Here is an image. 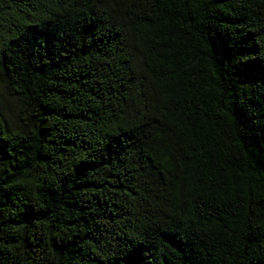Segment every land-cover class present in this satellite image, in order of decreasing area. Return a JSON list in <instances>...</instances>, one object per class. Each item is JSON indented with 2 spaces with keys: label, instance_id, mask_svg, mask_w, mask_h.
Here are the masks:
<instances>
[{
  "label": "trees",
  "instance_id": "1",
  "mask_svg": "<svg viewBox=\"0 0 264 264\" xmlns=\"http://www.w3.org/2000/svg\"><path fill=\"white\" fill-rule=\"evenodd\" d=\"M0 264H264V0H0Z\"/></svg>",
  "mask_w": 264,
  "mask_h": 264
},
{
  "label": "rangeland",
  "instance_id": "2",
  "mask_svg": "<svg viewBox=\"0 0 264 264\" xmlns=\"http://www.w3.org/2000/svg\"><path fill=\"white\" fill-rule=\"evenodd\" d=\"M5 117L8 121V123H13L14 118L13 115L16 113V104L14 101H5Z\"/></svg>",
  "mask_w": 264,
  "mask_h": 264
}]
</instances>
